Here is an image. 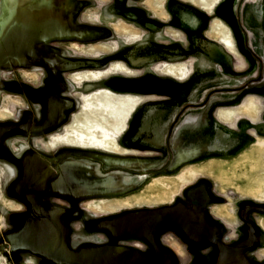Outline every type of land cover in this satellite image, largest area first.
Returning <instances> with one entry per match:
<instances>
[{"label":"crops","instance_id":"obj_1","mask_svg":"<svg viewBox=\"0 0 264 264\" xmlns=\"http://www.w3.org/2000/svg\"><path fill=\"white\" fill-rule=\"evenodd\" d=\"M55 13L59 39L38 47L14 83L22 106L6 127L21 134L24 156L14 178L22 187L8 186L7 196L38 200L13 219L36 218L37 234L23 229L89 264H192L205 248L215 255L205 236L221 240L213 221L228 222L219 198L228 190L264 198V0H60ZM250 162L258 166L232 191L230 176ZM160 179L182 182L169 202L88 208ZM164 211L191 233L165 229Z\"/></svg>","mask_w":264,"mask_h":264},{"label":"rangeland","instance_id":"obj_2","mask_svg":"<svg viewBox=\"0 0 264 264\" xmlns=\"http://www.w3.org/2000/svg\"><path fill=\"white\" fill-rule=\"evenodd\" d=\"M59 3L60 0H0V150L2 152L0 155V245L5 244L6 236H18L25 231L30 233L29 230L23 229V226L26 228L32 226L34 232L37 234L36 218L30 220L26 218L25 221L13 219L17 217L15 214H26L22 213L23 211L17 212L14 210L21 209V207L27 209V203L29 204V202H31L36 204L38 197L23 195L20 194L21 192H18L19 194L17 196H11V198L7 196L8 186L11 187L13 184L18 183L19 189L22 187V182L20 183L19 180L14 181V178H17L19 175L15 173V168L22 162L24 149L20 143L18 144V142L22 141V138H20L21 134L14 133L13 131L10 132L11 129L6 126L10 125L7 118H10L11 113L15 110L16 112H20L22 106V101L20 99L23 96L21 90L15 85L21 82L19 78L21 68L25 67L30 61L37 60L36 50H38V47L49 45L59 39L55 38L53 35L55 25L54 18L56 16L55 10L58 8ZM59 15L60 14L57 13V16ZM216 25H218V23L214 25V28H216ZM247 37L251 40L248 34ZM250 46L251 45H249V47ZM259 143L260 142H258L257 145ZM251 162L248 165L249 168L246 170L247 173H245V171L241 172L240 169H238L230 176L232 183H234L233 186L230 187L232 191L235 192L234 188L239 187L235 183L239 184L245 182L247 180L245 178L248 177L250 171L255 170L258 166ZM261 171L264 194V169ZM27 183L28 182L24 181L23 186L27 185ZM181 187H183L182 182H172L164 179L155 180L138 195H131L115 200H104L96 203L93 202L88 204V208L90 211L100 214L107 212L96 211L95 207H105L115 203H123L124 208L137 206L139 204L165 203L171 201ZM224 187L225 185L220 186L216 184L217 190L222 194L225 192ZM151 193H156L157 195L151 196ZM225 194V197L219 198L220 202L223 203V205L219 207L228 212L222 215L228 222L225 223L222 220L215 222L211 220L218 226L221 242L225 245H235L249 235L250 230L246 227L243 219L247 220L252 225L255 242L249 250L233 257H225L226 259H222L221 261L213 260V257L215 258L217 253L214 255L213 249L205 248L206 250L204 253H196L197 260L193 261L192 264H264V230L259 226V221L264 219V214L253 212L255 213V215H253L247 213L242 205L252 203L244 194H230V190H228V192L226 191ZM9 198L21 202L22 206H16L12 201H9ZM254 206L259 205L254 204ZM31 210L32 209H30L29 212H31ZM243 215H245V218ZM190 216L195 219L199 218L197 212L190 213ZM33 223H35V225H33ZM36 234H33L34 238L37 237ZM165 239L169 247L171 246L181 254L183 246L177 244V240L170 233H166ZM168 249L167 247L166 250ZM193 251L195 252V250ZM193 251L191 250V252ZM186 255L185 253L184 256ZM202 258L204 261H201ZM0 264L56 263L20 250H14L12 252L6 250L0 252Z\"/></svg>","mask_w":264,"mask_h":264},{"label":"water","instance_id":"obj_3","mask_svg":"<svg viewBox=\"0 0 264 264\" xmlns=\"http://www.w3.org/2000/svg\"><path fill=\"white\" fill-rule=\"evenodd\" d=\"M251 212H257L264 214V208L259 206H253L249 208ZM163 214L159 216L158 221L160 224L169 230H173L186 236L192 231V225L182 220L177 214L171 211H164ZM247 228H249V235L246 236L240 243L235 245H225L216 236L207 232L205 236L206 244L210 245L217 251L218 261L226 259L225 257H233L244 251L249 250L253 243L255 242V235L252 225L245 219H243ZM25 231L18 236H6L5 244L0 245L1 251H14L20 250L27 252L33 256H37L42 259H47L55 262L56 264H89L84 258L77 257L66 251L60 242L55 241L52 236H47L46 238L38 239L34 238L30 233ZM191 235V234H190ZM150 247L152 250V257L155 256L157 252V247L153 241V233L150 235Z\"/></svg>","mask_w":264,"mask_h":264},{"label":"bare ground","instance_id":"obj_4","mask_svg":"<svg viewBox=\"0 0 264 264\" xmlns=\"http://www.w3.org/2000/svg\"><path fill=\"white\" fill-rule=\"evenodd\" d=\"M202 1H203V0H202ZM199 2H200V0H199ZM207 5H208V4H207ZM219 30H220V29H219ZM220 31H221V30H220ZM220 31H219V32H220ZM220 34H221V33H220ZM225 36H226V34H225ZM223 39H224V38H223ZM226 40H227V39H226ZM98 94H99V93H98ZM100 94H101V93H100ZM94 96H95V95H94ZM95 97H96V96H95ZM95 97H94V98H95ZM111 97H112V96H111ZM96 98H97V97H96ZM87 99H88V98H87ZM95 100H96V99H95ZM95 100H94V101H95ZM85 102L88 103V101H85ZM91 102H92V101H91ZM92 103H93V102H92ZM95 103H96V102H95ZM114 103H115V102H114ZM87 105L89 106V103H88ZM118 105H120V104H118ZM129 105H131V104L129 103ZM90 106H91V105H90ZM94 106H95V105H94ZM97 106H98V105H97ZM89 108H91V107H89ZM89 108H87V110H89ZM103 108H105V107H103ZM84 109H86V108L84 107ZM100 109H101V108H100ZM117 109H118V108H117ZM102 111H103V110H102ZM107 111H108V110H107ZM113 111H114V110H113ZM87 112H90V110L87 111ZM103 112H104V111H103ZM103 112H101V114H102ZM104 113H105V112H104ZM112 113H113V112H112ZM112 113H111V114H112ZM105 114H106V113H105ZM105 114H104V115H105ZM115 114H116V112H115ZM119 114H120V113H119ZM97 115H98V114H97ZM102 115H103V114H102ZM104 115H103V118H105ZM120 115H122V114H120ZM92 116H93V115H92ZM117 116H118V115H117ZM86 117H87V116H86ZM113 117H114V116H113ZM100 119H101V118H100ZM111 119H112V118H111ZM114 119H115V118H114ZM90 120H91V119H90ZM97 120H98V119H97ZM104 120H105V119H104ZM117 121H118V120H117ZM120 121H121V120H120ZM86 122H87V121H86ZM91 122H92V121H91ZM113 122H115V121H113ZM82 124H83V123H82ZM82 124H81V125H82ZM89 124H90V123H89ZM92 124H93V123H92ZM114 125H115V124H114ZM117 126H118V125H117ZM117 126H116V127H117ZM80 127H81V126H80ZM84 127H85L84 129H85L86 132H89V131L92 130V128H94V127L96 128V126L91 127L90 125H88L87 127H86V126H84ZM104 127H105V126H104ZM99 128H100V126H99ZM119 128H120V127H119ZM95 130H96V129H95ZM99 130H100V129H99ZM105 130H106V129H105ZM73 131H74V130H73ZM82 131H83V130H82ZM102 131H103V130H102ZM116 131H117V130H116ZM118 131H119V130H118ZM74 132H75V131H74ZM83 132H84V131H83ZM77 134H78V132H77ZM83 134H84V133H83ZM103 134H104V133H103ZM79 135L81 136V133H80ZM105 135H106V134H105ZM88 136H89V135H88ZM92 137H93V136H92ZM90 138H91V137H90ZM107 138H108V137H107ZM74 140H75V139H74ZM93 140H94V139H93ZM88 141H89V140H88ZM91 144H92V143H91ZM95 144H96V142H95ZM106 146H107V145H106Z\"/></svg>","mask_w":264,"mask_h":264},{"label":"flooded vegetation","instance_id":"obj_5","mask_svg":"<svg viewBox=\"0 0 264 264\" xmlns=\"http://www.w3.org/2000/svg\"><path fill=\"white\" fill-rule=\"evenodd\" d=\"M251 201V203L252 204H244V205H242V206H244V210L246 209V211H247V213H250V214H253V215H255V213H253V212H251V211H249V208L250 207H253L254 206V204L255 205H259V206H262L263 208H264V199L262 200V201H256V200H250ZM241 206V207H242ZM240 208V207H239ZM238 208V209H239ZM242 209V210H243ZM259 214V213H258ZM258 214H256V215H258ZM243 217L245 218V215H243Z\"/></svg>","mask_w":264,"mask_h":264}]
</instances>
